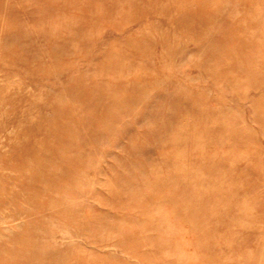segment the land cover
Masks as SVG:
<instances>
[{
    "label": "rangeland",
    "instance_id": "obj_1",
    "mask_svg": "<svg viewBox=\"0 0 264 264\" xmlns=\"http://www.w3.org/2000/svg\"><path fill=\"white\" fill-rule=\"evenodd\" d=\"M0 264H264V0H0Z\"/></svg>",
    "mask_w": 264,
    "mask_h": 264
}]
</instances>
